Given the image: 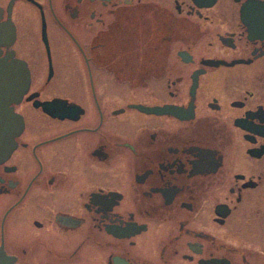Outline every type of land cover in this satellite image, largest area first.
<instances>
[{
  "label": "flooded vegetation",
  "instance_id": "obj_1",
  "mask_svg": "<svg viewBox=\"0 0 264 264\" xmlns=\"http://www.w3.org/2000/svg\"><path fill=\"white\" fill-rule=\"evenodd\" d=\"M0 30V253L264 264V0H0Z\"/></svg>",
  "mask_w": 264,
  "mask_h": 264
},
{
  "label": "water",
  "instance_id": "obj_2",
  "mask_svg": "<svg viewBox=\"0 0 264 264\" xmlns=\"http://www.w3.org/2000/svg\"><path fill=\"white\" fill-rule=\"evenodd\" d=\"M249 6H261V4L251 1ZM253 16L252 13H249ZM2 30H0V37L2 36ZM6 66L3 60H0V158L7 156L15 146V136L18 134L21 118L13 111L12 105H4V102L18 101L24 94L27 84L28 75L25 76L23 69L21 68V75L18 77V84L8 85V76ZM13 75V74H12ZM15 78V77H12ZM144 110H152L149 108H142ZM169 112H174V109L167 108ZM0 264H15L6 255L0 253Z\"/></svg>",
  "mask_w": 264,
  "mask_h": 264
}]
</instances>
